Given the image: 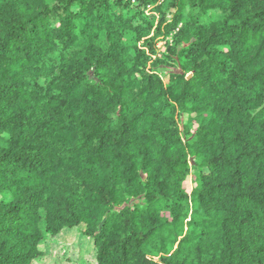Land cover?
Wrapping results in <instances>:
<instances>
[{
    "label": "trees",
    "instance_id": "trees-1",
    "mask_svg": "<svg viewBox=\"0 0 264 264\" xmlns=\"http://www.w3.org/2000/svg\"><path fill=\"white\" fill-rule=\"evenodd\" d=\"M73 232L264 264V0H0V264Z\"/></svg>",
    "mask_w": 264,
    "mask_h": 264
},
{
    "label": "rangeland",
    "instance_id": "rangeland-1",
    "mask_svg": "<svg viewBox=\"0 0 264 264\" xmlns=\"http://www.w3.org/2000/svg\"><path fill=\"white\" fill-rule=\"evenodd\" d=\"M171 40V39H170ZM165 44V41H162L158 44L161 48ZM88 246V241L84 239L78 233H70L58 239L54 250L58 251V258H46L44 260L36 261L34 264H86L84 262H79V256L81 252H84V249Z\"/></svg>",
    "mask_w": 264,
    "mask_h": 264
},
{
    "label": "snow or ice",
    "instance_id": "snow-or-ice-1",
    "mask_svg": "<svg viewBox=\"0 0 264 264\" xmlns=\"http://www.w3.org/2000/svg\"><path fill=\"white\" fill-rule=\"evenodd\" d=\"M133 2H134V0H133ZM193 163H195V162H193Z\"/></svg>",
    "mask_w": 264,
    "mask_h": 264
}]
</instances>
